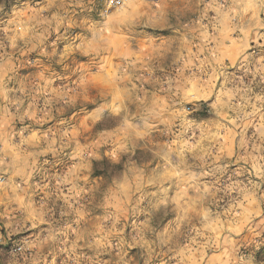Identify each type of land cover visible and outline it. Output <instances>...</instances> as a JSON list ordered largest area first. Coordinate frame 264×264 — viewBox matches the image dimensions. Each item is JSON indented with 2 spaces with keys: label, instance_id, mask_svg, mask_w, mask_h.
Returning a JSON list of instances; mask_svg holds the SVG:
<instances>
[{
  "label": "clouds",
  "instance_id": "clouds-1",
  "mask_svg": "<svg viewBox=\"0 0 264 264\" xmlns=\"http://www.w3.org/2000/svg\"><path fill=\"white\" fill-rule=\"evenodd\" d=\"M0 264H264V0H0Z\"/></svg>",
  "mask_w": 264,
  "mask_h": 264
}]
</instances>
